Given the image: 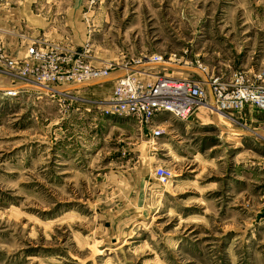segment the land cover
<instances>
[{
	"label": "rangeland",
	"instance_id": "rangeland-1",
	"mask_svg": "<svg viewBox=\"0 0 264 264\" xmlns=\"http://www.w3.org/2000/svg\"><path fill=\"white\" fill-rule=\"evenodd\" d=\"M72 9L82 46L35 35L27 21ZM0 30L6 49L17 36L18 62L39 40L88 44L98 68L157 54L180 78L264 73V0H0ZM19 83L0 69V264H264L253 105L140 126L108 112L115 82L67 94Z\"/></svg>",
	"mask_w": 264,
	"mask_h": 264
},
{
	"label": "built area",
	"instance_id": "built-area-1",
	"mask_svg": "<svg viewBox=\"0 0 264 264\" xmlns=\"http://www.w3.org/2000/svg\"><path fill=\"white\" fill-rule=\"evenodd\" d=\"M1 35L0 66L4 68L0 69L5 75L20 79V87L67 94L75 92L71 90L73 86L106 79L120 71L122 76L115 81L108 112L129 117L144 126L163 113L186 121L200 108L211 115L229 118L230 111H240L251 104L263 116L264 136V73L256 78L243 71H235L228 77L180 78L166 73L174 62L157 54L142 56L119 68H98L91 64L88 44L78 52L63 43H49L41 48L43 42L39 40L32 41L27 47V57L18 62L6 49ZM153 70L155 74L151 73ZM156 173L159 182H168L172 177L164 168Z\"/></svg>",
	"mask_w": 264,
	"mask_h": 264
},
{
	"label": "crops",
	"instance_id": "crops-1",
	"mask_svg": "<svg viewBox=\"0 0 264 264\" xmlns=\"http://www.w3.org/2000/svg\"><path fill=\"white\" fill-rule=\"evenodd\" d=\"M27 12L33 14L32 11L29 12L27 10ZM60 14L61 13H57V12L54 13L53 17L47 22H44L43 18L40 19L38 15H34V14H33L34 16H32V18L29 17V18H31L29 20L26 17L25 18L27 19L28 23L31 24L33 26V28H35V35H41V33L44 31L45 37H52L54 39H58L60 37L61 40L66 39L65 41L72 43L75 46H82L85 42V32H84V28H83V23L81 22L82 21L81 20V13L78 12L76 9H72L69 11L65 10L64 16L57 17ZM8 22H6V23H8ZM81 24H82V26H81ZM64 32L67 33V35L65 37H63V34H62ZM60 39H58V40H60ZM5 40L7 43L8 52L13 55L14 54L13 48L16 50L15 47H17V43H18L17 36L6 35ZM121 74L122 73L120 71L113 72L111 75V78L120 76ZM113 82H115V81H113ZM73 87H71V88H73ZM90 88L91 87H89V89ZM84 89H86V88H84ZM78 90H83V89H77L74 91H78ZM256 112H257L256 114L263 121L262 114L259 111H256ZM249 119L251 122L253 121V118H249Z\"/></svg>",
	"mask_w": 264,
	"mask_h": 264
},
{
	"label": "water",
	"instance_id": "water-1",
	"mask_svg": "<svg viewBox=\"0 0 264 264\" xmlns=\"http://www.w3.org/2000/svg\"><path fill=\"white\" fill-rule=\"evenodd\" d=\"M120 76H122V75H120ZM120 76L113 77V78L109 77V78H106V79H102V80H99V81L87 83V84H84V85H77V86H74L73 88H71V90L84 89V88H89V87H93V86H97V85L110 83V82L116 81ZM1 90L9 91V90L4 89V88H0V91ZM210 94H211L212 100H214V95L211 92V90H210Z\"/></svg>",
	"mask_w": 264,
	"mask_h": 264
},
{
	"label": "bare ground",
	"instance_id": "bare-ground-1",
	"mask_svg": "<svg viewBox=\"0 0 264 264\" xmlns=\"http://www.w3.org/2000/svg\"><path fill=\"white\" fill-rule=\"evenodd\" d=\"M171 66H174V65H171ZM111 77V76H110ZM47 91H50V90H47ZM48 93V92H47Z\"/></svg>",
	"mask_w": 264,
	"mask_h": 264
}]
</instances>
